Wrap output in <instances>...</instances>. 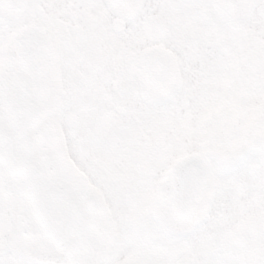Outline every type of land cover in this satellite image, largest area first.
Returning a JSON list of instances; mask_svg holds the SVG:
<instances>
[{
  "label": "snow or ice",
  "instance_id": "6c2138e0",
  "mask_svg": "<svg viewBox=\"0 0 264 264\" xmlns=\"http://www.w3.org/2000/svg\"><path fill=\"white\" fill-rule=\"evenodd\" d=\"M0 264H264V0H0Z\"/></svg>",
  "mask_w": 264,
  "mask_h": 264
}]
</instances>
